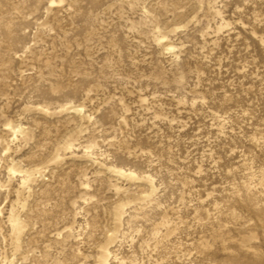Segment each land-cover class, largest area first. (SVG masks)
<instances>
[{
	"label": "rangeland",
	"instance_id": "obj_1",
	"mask_svg": "<svg viewBox=\"0 0 264 264\" xmlns=\"http://www.w3.org/2000/svg\"><path fill=\"white\" fill-rule=\"evenodd\" d=\"M0 264H264V0H0Z\"/></svg>",
	"mask_w": 264,
	"mask_h": 264
}]
</instances>
